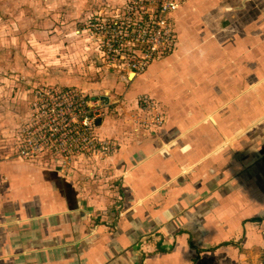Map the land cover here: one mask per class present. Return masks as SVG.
Here are the masks:
<instances>
[{"label":"crops","instance_id":"1","mask_svg":"<svg viewBox=\"0 0 264 264\" xmlns=\"http://www.w3.org/2000/svg\"><path fill=\"white\" fill-rule=\"evenodd\" d=\"M122 1L87 0L103 14ZM175 23L172 55L141 78H72L122 99L125 115L100 123L113 159L18 165L24 119L0 116V264H264V0H183ZM60 51L75 62L76 48ZM18 76H0L5 107ZM25 77L24 95L41 84ZM147 99L164 127L133 122Z\"/></svg>","mask_w":264,"mask_h":264},{"label":"built area","instance_id":"2","mask_svg":"<svg viewBox=\"0 0 264 264\" xmlns=\"http://www.w3.org/2000/svg\"><path fill=\"white\" fill-rule=\"evenodd\" d=\"M182 3L123 0L104 14L86 9L80 15L82 29L76 25L73 32L93 36L108 72L125 74L127 81L139 79L157 61L172 55L177 44L175 15ZM31 93L34 100L28 109H21L24 121L9 156L16 164L44 167L49 161L57 166L75 164L80 169L82 162L100 163L115 157L118 145L103 137L100 123L111 110L124 112L121 100L94 98L81 89L45 83L37 84ZM140 103L133 122L140 127H164L157 103L152 99ZM105 175L100 170L88 171L92 180Z\"/></svg>","mask_w":264,"mask_h":264},{"label":"rangeland","instance_id":"3","mask_svg":"<svg viewBox=\"0 0 264 264\" xmlns=\"http://www.w3.org/2000/svg\"><path fill=\"white\" fill-rule=\"evenodd\" d=\"M89 6L90 3L87 0H57V2L53 0H12L11 2L10 0H0V61L4 62L3 65H5V69L0 68V76L8 78L12 71H18L19 73L18 80H15L16 78L7 80L13 81V84H9L7 91H10L8 99L13 100L12 103L14 104L8 103L5 107V104H3L5 99L0 101V116H12L14 119L21 118L23 116H19L21 114L20 109H28L33 102L34 93L31 92L35 86L25 96L24 93L28 91L30 84L27 87L21 84L19 80L22 76H26L25 82L28 83L38 79L41 84L45 83L59 88H77L83 91L84 89L72 78L79 80L86 78L88 82L93 83H100L104 81L105 77H114L121 82L127 81L125 74L115 73L114 76H110V74L104 73L103 69L106 70V66L100 60L104 56L92 35H77L74 34L72 29L68 28L70 24L68 22H72V18L77 17L80 11L89 9ZM77 25L82 29L79 23ZM196 25H199V23L195 22ZM24 45L27 53L23 49ZM68 46L76 48L77 52L73 57L75 62L69 60L72 57L70 51L67 52L68 57L67 55H64V58L61 56L64 52L60 49H65ZM56 57L61 60L62 64H59L58 61L55 62ZM21 64H26V66L33 64L35 68L30 66L29 70H26L20 68ZM60 65H62L63 71L59 69L60 73H58L57 68ZM55 73H58L59 77H55ZM32 77L35 79H30ZM176 79L179 80L176 77L172 78V80ZM0 81H3V79H0ZM14 84L16 85V94L13 97L11 93L15 92L13 90ZM1 89L6 93L4 86ZM98 91L102 92V95L105 94L102 88ZM1 93L4 94L2 91ZM86 93L90 94L89 92ZM92 94L93 96L90 95L94 98L109 96L113 100L114 98L120 100L113 93L102 97L100 96L101 93L94 92ZM22 95H24V98H22ZM121 106L124 107L123 102ZM120 114L121 116L125 115L124 113ZM47 164L52 166L49 161Z\"/></svg>","mask_w":264,"mask_h":264}]
</instances>
